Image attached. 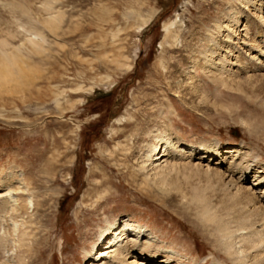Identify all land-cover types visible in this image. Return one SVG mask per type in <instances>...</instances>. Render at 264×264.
I'll return each instance as SVG.
<instances>
[{
    "label": "rangeland",
    "instance_id": "1",
    "mask_svg": "<svg viewBox=\"0 0 264 264\" xmlns=\"http://www.w3.org/2000/svg\"><path fill=\"white\" fill-rule=\"evenodd\" d=\"M5 1L0 39L23 46L17 64L27 76L0 89V175L15 173V187L24 177L36 207L0 213V264H86L106 220L141 228L140 243L151 234L153 255L133 253L137 264H210L212 254L236 264L195 200L215 221L245 214L231 207L235 188L264 207V13L239 0H44L53 20L28 0L33 20ZM233 15L230 32L214 30ZM21 22L45 36L42 50L30 48ZM208 32L222 45L229 35L237 59L214 76L188 71ZM161 106L165 117H154ZM163 121L191 153L168 159L174 166L160 178L140 161L158 142L148 131ZM230 148L244 153L240 165L215 156Z\"/></svg>",
    "mask_w": 264,
    "mask_h": 264
},
{
    "label": "bare ground",
    "instance_id": "2",
    "mask_svg": "<svg viewBox=\"0 0 264 264\" xmlns=\"http://www.w3.org/2000/svg\"><path fill=\"white\" fill-rule=\"evenodd\" d=\"M239 1L240 4L244 5L245 7L247 5L253 4L254 8H257L259 12L264 13V1L262 0H239ZM255 1H257L256 2L257 6L255 5ZM34 2H30L28 0H7L3 3V5L4 7L8 8V10L12 13V15L18 14L21 16H26L30 14L33 20H37L35 17L37 7L35 6L36 3L34 4ZM39 4L40 7L38 8H42L43 10H45L47 14L50 15L51 19L54 20L58 18L57 13H54L53 10H51L53 8L51 5L52 3L49 4L44 0L42 1L39 0ZM16 18H18V16H16ZM22 18L23 17H21V19ZM229 18H228L229 19L228 22L225 24H221L220 22L215 23L214 30H219V31L225 30L230 32L229 29L231 28V26H233V24L238 23V20L237 18H235L234 15L229 16ZM259 20L260 22H264L263 16ZM18 21L20 22L21 20ZM14 22L16 21L12 22L13 25ZM23 22L17 23V25L26 33L25 41L30 45V48H32L33 50L34 49L42 50L41 49L43 48L42 44H44L46 40L45 36L40 32L37 33L33 31V29L32 31L26 29V26H24L25 22L24 23ZM50 23L53 24L52 21ZM246 27H247L246 24H244L243 28L241 29V31L244 32V34L242 33L243 34L242 36H246L247 34ZM165 29L168 30V26H165ZM169 30L167 31V33L169 32ZM211 33L207 35L205 39L203 38L206 41L205 45H203L205 51L196 50L197 51L196 56L193 50L192 52H190L194 54V57L193 54H190L192 56H190L189 58L190 59L189 62H191L189 64L191 65L190 69L188 70L189 72H192V69L197 65H199V67L204 71L206 75L209 76H214L215 74L219 75L220 71L222 72L223 70L218 69L217 66H222L223 63L231 64V63H235L234 61H237V59L232 60L233 58L230 57V55H228L231 54V51L229 49L231 47V45L229 47L231 37L229 35L224 34V40L222 45L221 43L216 42V40L213 39L215 37H212ZM246 44L249 47L252 46V42H248ZM22 47L23 46H21V44H17V45L12 44V46H10V43H8L6 39H2V38L0 39V89L5 85L10 84L11 82L16 83L17 85H21L22 83L24 84V82H22L21 79L27 73L26 69H23L22 67L19 66L20 64L19 65L17 64V61L19 60L18 59L19 53L22 51ZM218 49L221 50L223 49V51L222 52L217 51ZM231 56H233V54ZM228 69L232 72V74H237L238 72H242V70L239 69L237 70L236 69L232 70L231 68ZM20 73L22 74L25 73V74H23L22 76ZM26 76L27 75H25V77ZM163 109L166 110L164 106H161V110L160 109L156 110V113H154V117L164 118L165 112L162 111ZM129 116L130 115H128V117L123 116L117 121H121L123 120V118L126 121L127 118L132 117ZM137 124L138 123H136V125ZM162 127L163 129H160L159 127H155L153 128V131L150 128L151 131H148L150 133L147 134L158 142L156 144H151V145L149 144L146 147L149 149L147 150V153L143 156V159L140 161L141 162L140 167L143 170H146L147 173H149V175L152 174L153 177H160V178L165 175L167 169H170L174 166L173 163H169L168 159H172L174 157L187 156V153H191L188 152L190 151L188 147L180 144L179 140L177 139L174 140L171 138V136H169L170 134L167 131L168 129H166L167 127L164 124V121ZM201 150L202 149H198L196 155H201V154L203 155L204 150L202 151ZM152 151H156V152L150 154ZM241 153L243 152H241V149L239 148H230L219 151L215 156L222 157V156L233 155L230 163H234L237 166L240 165L241 162L240 160ZM2 176H4V178ZM15 179H17L15 173H11L10 175L7 174L0 175V185H2L3 183L8 184V186H6L5 188L0 189V213L10 211L11 213L15 212L17 214L18 212L27 211L31 207L32 208L36 207V203L34 202L32 196L25 197L26 195L25 190L26 192H28L30 189L28 188L29 184L24 181V177H21L17 181V182L20 181V184L23 187L20 186L15 187L14 185L16 183ZM263 179L264 177H262V180ZM165 181H166L165 178H162V180H160L159 183L161 185L162 184L164 185ZM227 184L228 186L231 187L229 182H227ZM241 190H242L241 188H235V193H233L231 197L233 199H236L238 203H234L231 207L235 208V206H239V209H242L240 213H243L245 211L244 215L239 214L237 218L231 219V217L229 218L227 214V217L215 221L214 220L215 216H213V213H211L209 211V208L206 207L207 206L206 202L202 204L203 199L195 200L200 203V207H199L200 209L198 210V213L200 214V216L204 221H207L208 223L215 225V231L219 239V244L222 247V249L225 250V253L233 263L264 264V207L256 206L257 202L254 199V197L250 195L251 193L249 194V191L247 192L245 191V193L242 192L241 194L240 193ZM10 192L13 194V196L14 195L15 196L13 197L10 195V198L7 197V195L10 194ZM257 224H261L262 227L260 229H256L255 225ZM108 230H110V233H108ZM131 232L134 233L133 236H135V239L133 238L128 239L131 236L130 234ZM147 234L148 235L145 236V242L140 243L139 242L140 240H138V238L141 236V228H135V225L128 224L126 221L122 226H120V222L119 224L117 223L113 225L111 222H109V220H106V225L103 226L100 230V236L103 238V242L100 245L102 246V248L96 249L94 253V258L86 262V264H137V262H135L136 261L135 259L137 258H134L135 256L132 255L133 253L134 254L136 253L137 255L141 254L146 257L149 255L150 256L153 255L147 252L150 249V246L152 245L150 244L151 242H149V240L153 238L151 234L149 233ZM22 235H25V233L22 232L21 236ZM217 257L216 255L212 254V261L210 264H224L223 262H220L217 259Z\"/></svg>",
    "mask_w": 264,
    "mask_h": 264
}]
</instances>
